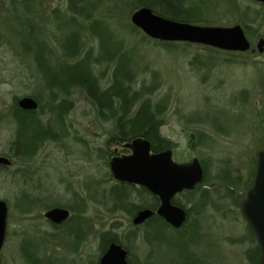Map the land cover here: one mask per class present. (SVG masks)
<instances>
[{
  "label": "rangeland",
  "instance_id": "rangeland-1",
  "mask_svg": "<svg viewBox=\"0 0 264 264\" xmlns=\"http://www.w3.org/2000/svg\"><path fill=\"white\" fill-rule=\"evenodd\" d=\"M34 1L22 8L12 5V0H0V157L11 162L0 165V200L8 206L0 264H32L24 250L34 254L37 264H98L105 246L102 234L130 247L132 264H250L246 255L254 244L240 205L235 203L254 176L257 152L264 150V51H257L258 41L264 39V4L250 0L186 1L185 8H197L196 25L242 27L254 52L225 53L194 44L167 50L148 37L149 42H142L145 35L140 30V34L131 32V15L139 9L133 8L134 0L100 2L95 17L109 19L119 39L139 47L140 84L156 80L159 85L152 101L169 97L160 133L170 143L167 150L172 152L173 161L189 164L198 159L207 166V184L233 181L235 184H230L236 186L233 193L224 188L208 192L202 210L195 207L201 191L193 196L176 195L185 210H190L188 221L178 230L165 223L166 229L158 231L161 218L157 216L140 225L132 222L139 211L149 208L131 215L124 210L113 212L111 202L92 200L98 193V198L109 196L108 191L117 184L110 171V157L128 155L129 150L123 144L108 143L115 131L114 120L109 112L98 115L84 89L73 87L68 95L57 92L51 100L55 91L44 85L56 75L53 58L61 53L57 43L67 46L72 31L80 32L84 49L95 50L97 42L88 33V22H66L73 16L67 0H44L37 19L23 10L38 13V0ZM56 9L60 18L53 17ZM39 38L50 51L47 57H53L43 66L48 79L38 73L33 58ZM96 71L105 72L101 87L106 86L112 71H106L105 66L96 67ZM24 97H38L37 118L43 123L49 117V106L65 102L69 107L66 128L56 126L53 132L57 139L45 140L28 161L13 157L18 129L13 105L15 99L18 102ZM144 189L129 186L126 205L154 207L155 196ZM27 193L38 195V207L22 208L21 198ZM52 208L67 209L75 219L55 230L44 218ZM79 220L85 221L88 242L74 252L63 235ZM48 233L62 237L49 238L42 245L39 236ZM40 255L51 261L41 262Z\"/></svg>",
  "mask_w": 264,
  "mask_h": 264
},
{
  "label": "trees",
  "instance_id": "trees-1",
  "mask_svg": "<svg viewBox=\"0 0 264 264\" xmlns=\"http://www.w3.org/2000/svg\"><path fill=\"white\" fill-rule=\"evenodd\" d=\"M43 1L44 0H38V3H35L38 5V13H31L23 9L24 12L28 16L33 14L35 19H37L43 7ZM102 1L103 0H67L68 11H70L73 16L66 22L72 24V22H76L77 19L88 22V33L97 42L95 50L92 47L84 49L83 43L79 41L80 32L72 31L67 46L62 47L57 43L61 51L60 56L58 58H53L48 55L47 57V53L50 51L46 43L39 38L38 53L33 57L38 73L41 74L44 79H48V75L46 74L47 71L43 66L45 63H48L49 58H53L57 62L56 75L52 81L46 82L44 87L49 91H55V94H52L51 100H55L57 92L68 95L70 89L73 87L84 89L86 96L95 106L98 115L103 117L106 112H109V117L114 120L115 131L108 140V143L126 144L135 139H144L150 143L154 153L170 149V143L164 139L160 133V129L165 124L164 114L169 106V97H163L153 102L151 96L159 86L155 82L156 80L148 84H146V81H142L140 84L138 78L141 75V65L136 59V52L139 47L136 45L128 46L124 39H119L116 31L112 29L109 19L95 17L100 7V2ZM186 1L187 0H134L132 6L135 9L141 7L149 8L153 13L172 21L195 24L199 22L197 8H185ZM34 2V0H12V5L19 4L22 8H25L27 4ZM13 8L17 9L15 6H13ZM53 17L60 18L58 9L53 11ZM131 32L140 34L139 30L135 27L131 28ZM149 40L150 39H147L145 36L141 38L142 42H149ZM55 41L57 42V40ZM151 41L167 50L174 49L177 46H181L184 49L191 46V44L188 43ZM205 49L213 52H221L209 47H205ZM99 66H105L106 71L109 69L112 71L109 83L103 87H101V80L104 79L105 72L103 74H98L96 67ZM137 84H139L138 87H136ZM32 98L38 103V97ZM66 105L67 104L64 102L62 105H59V107L55 105L49 106V117L47 121L43 123L40 118H37L38 111L20 110L15 99L13 105L15 108L14 118L18 123V129L16 140L13 143L15 147L13 157L23 161L26 159V161H28L34 154L33 152H36L38 147L45 140H56L57 137L53 129H55L56 126L58 128H66L65 117L69 108ZM43 116L45 117V115ZM202 165L204 169L203 181L198 184L194 190L183 192L184 194L193 196L195 193L201 191L202 197L195 204V207L198 205L200 210L204 209L207 205L206 196L208 192L212 190L215 191L218 188H224L233 193L236 189V186L233 185L235 184L233 181L229 183L220 182L216 185L207 184L206 181L208 177L207 175L205 176V174H207L208 169L205 163H202ZM222 180L227 181L228 179ZM129 186L131 185L117 182V184L108 191L109 196L103 195L102 198H98L100 193L95 194L96 192L93 191L95 199L92 200H95L98 204H102V202L104 204L106 202H111L113 205V212L124 210L131 215L144 208H156V206H158L157 198L153 197L155 202L154 207L149 205L138 207L132 204H129L130 206L128 207L126 205V198L128 196L127 188ZM144 192L151 195L146 189H144ZM228 196L231 195L228 193ZM21 202L22 208L27 210L34 209L38 207V195L29 193L24 194L21 198ZM174 203L185 209V205L178 201V199H174ZM235 204L237 206L240 205L239 198ZM57 205L59 204H55L54 206ZM186 212L189 217L190 210H186ZM72 219H75V217ZM159 221L160 224L156 226V230L163 231L166 229L167 225L161 219ZM81 225L82 222H80V220L76 222L73 225L74 227L71 226L68 231H66V237L75 240L78 232L81 230ZM247 233L254 247L247 251L246 256L250 264H256L259 256V249L254 234L248 225ZM148 234L150 235V233ZM134 238L136 239L137 235H134ZM148 238H150V242H152L151 237L148 236ZM101 239L104 244L109 241L119 243L116 237H109L108 234H102ZM24 252L28 256L29 262L37 264V259L34 257V254L26 250H24Z\"/></svg>",
  "mask_w": 264,
  "mask_h": 264
},
{
  "label": "water",
  "instance_id": "water-1",
  "mask_svg": "<svg viewBox=\"0 0 264 264\" xmlns=\"http://www.w3.org/2000/svg\"><path fill=\"white\" fill-rule=\"evenodd\" d=\"M264 3V0H252ZM131 24L146 37L166 43H188L227 51L245 53L250 50V42L241 26L210 27L181 23L153 13L149 8L136 10L130 18ZM257 51L263 53L264 39L257 44ZM17 106L23 111H36L38 103L30 97L21 98ZM130 155L111 159V174L118 183H126L145 188L157 197L159 207L156 214L173 229H180L187 220L186 210L173 203L176 195L192 191L203 181L204 170L198 159L189 164H178L172 159V152L165 150L151 153L150 143L135 139L126 143ZM11 162L0 157V165L9 166ZM240 213L252 230L259 249L256 264H264V151L258 154L255 176L248 186L240 203ZM7 204L0 200V255L4 246L7 230ZM152 211H139L133 219L134 225L148 220ZM52 223L61 224L69 217L67 209L52 208L45 213ZM127 252L118 244L112 243L99 260V264H129Z\"/></svg>",
  "mask_w": 264,
  "mask_h": 264
},
{
  "label": "flooded vegetation",
  "instance_id": "flooded-vegetation-1",
  "mask_svg": "<svg viewBox=\"0 0 264 264\" xmlns=\"http://www.w3.org/2000/svg\"><path fill=\"white\" fill-rule=\"evenodd\" d=\"M251 2H254V1H252V0H250ZM254 3H256V2H254ZM258 4H261V3H258ZM262 4H264V3H262ZM217 50V49H216ZM218 51H221V50H218ZM249 51H251V52H254V50L253 49H251L250 48V50ZM221 52H225V53H239V52H227V51H221ZM55 99H56V96H55ZM53 102V101H52ZM262 114H263V116H264V106H263V111H262ZM263 122V123H262ZM263 124V126H264V120H262L261 121V125ZM216 128L217 129H220L218 126H216ZM123 145H125V144H123ZM151 147V146H150ZM128 149V148H127ZM129 150V149H128ZM261 151H264V150H259L258 152H257V154H256V168H255V172H254V176H255V173H256V169H257V164H258V154L261 152ZM151 153H154L153 151H152V149H151ZM159 153V152H158ZM131 154V151L129 150V154L128 155H130ZM126 156V155H125ZM122 157V156H121ZM113 158H117L116 156H113L112 155V157H110V160H109V163H110V161H111V159H113ZM254 176L252 177V179L250 180V182L248 183V185L246 186V188H245V191L243 192V196L241 197V200H242V198L244 197V194H245V192H246V190H247V188H248V186L250 185V183L252 182V180H253V178H254ZM128 185H130V184H128ZM183 193V192H182ZM181 194V193H180ZM157 198V197H156ZM174 199H175V197H174ZM174 199H173V203H174ZM157 200H158V198H157ZM241 200H240V203H241ZM158 203H159V200H158ZM175 204V203H174ZM176 205V204H175ZM177 206H179V205H177ZM158 207H159V204H158V206H156V208L154 209V208H149L151 211H152V215H151V217L148 219V220H151L152 218H154V216H157L158 218H161V217H159L157 214H156V211H157V209H158ZM181 207V206H180ZM68 212H69V210H68ZM45 215V214H44ZM72 216H71V214H70V212H69V217H68V219L65 221V222H68L70 219H72L71 218ZM44 218H45V216H44ZM134 218V217H133ZM162 219V218H161ZM45 220L46 221H48L49 222V224L51 225V228H53V229H58L59 227H61V226H63V225H65V222H63V223H61V224H55V223H52L50 220H48V219H46L45 218ZM74 220V219H73ZM163 220V219H162ZM164 221V220H163ZM78 222V221H77ZM80 222H82V225H81V230L78 232V234H77V238L75 239V240H73V239H71V238H66L65 240H67V242H66V245L68 246V249L69 250H72V251H77L80 247H81V244L84 246L88 241H87V239H86V236L88 237V235H89V232L87 231V229H86V226H85V221L84 220H82V221H80ZM165 222V221H164ZM166 223V222H165ZM167 224V223H166ZM74 225V224H73ZM167 225H169V224H167ZM170 226V225H169ZM74 227V226H73ZM171 227V226H170ZM173 229V228H172ZM174 230H178V229H174ZM62 237V235H60L59 233L58 234H53V233H48V234H42V235H40L39 236V238H40V240H42V241H40V243H42V245L43 244H46V242H48V239L49 238H52L53 240H57L59 237ZM63 236H66V233L63 235ZM69 240V241H68ZM112 243H115V244H118V245H120L126 252H127V257H126V260H127V262L129 263V264H132V261L130 260V250H129V248L128 247H126V246H124L123 244H121V243H117V242H111V241H109V242H107L106 244H104L105 246H103V248H102V254H101V256L103 255V254H105V252L107 251V249L109 248V246H110V244H112ZM69 244V245H68ZM40 246V245H39ZM41 256V255H40ZM101 258V257H100ZM39 260L41 261V262H45V261H47V260H50L51 261V259H47V258H44V257H42L41 256V258H39ZM58 259H53L52 261L53 262H55V261H57ZM100 260V259H99ZM98 264H99V262H98Z\"/></svg>",
  "mask_w": 264,
  "mask_h": 264
}]
</instances>
